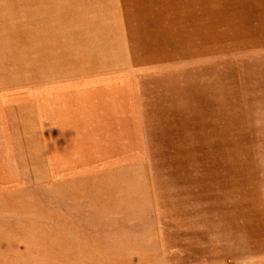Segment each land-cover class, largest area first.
Returning a JSON list of instances; mask_svg holds the SVG:
<instances>
[{"label": "rangeland", "instance_id": "374dc122", "mask_svg": "<svg viewBox=\"0 0 264 264\" xmlns=\"http://www.w3.org/2000/svg\"><path fill=\"white\" fill-rule=\"evenodd\" d=\"M190 68L178 112L139 129L0 66L21 95L0 97V264H264V55L225 60L218 90ZM55 210L71 250L47 236Z\"/></svg>", "mask_w": 264, "mask_h": 264}, {"label": "crops", "instance_id": "0c3cea01", "mask_svg": "<svg viewBox=\"0 0 264 264\" xmlns=\"http://www.w3.org/2000/svg\"><path fill=\"white\" fill-rule=\"evenodd\" d=\"M248 53L264 55V0H0V66L33 67L37 81L80 93L73 115L112 125L121 120L110 113L132 114L147 129L146 115H172L188 100L190 67H211L218 90L220 66ZM6 81L0 97L21 99ZM54 217L53 249H73L65 216Z\"/></svg>", "mask_w": 264, "mask_h": 264}]
</instances>
